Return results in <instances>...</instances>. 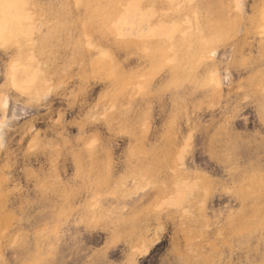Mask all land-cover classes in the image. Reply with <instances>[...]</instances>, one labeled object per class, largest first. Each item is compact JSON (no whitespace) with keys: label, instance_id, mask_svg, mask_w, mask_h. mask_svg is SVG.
<instances>
[{"label":"rangeland","instance_id":"rangeland-1","mask_svg":"<svg viewBox=\"0 0 264 264\" xmlns=\"http://www.w3.org/2000/svg\"><path fill=\"white\" fill-rule=\"evenodd\" d=\"M0 264H264V0H0Z\"/></svg>","mask_w":264,"mask_h":264}]
</instances>
